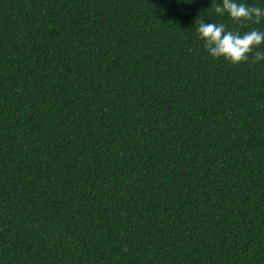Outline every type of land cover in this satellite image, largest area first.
I'll use <instances>...</instances> for the list:
<instances>
[{
    "label": "trees",
    "instance_id": "16d2710c",
    "mask_svg": "<svg viewBox=\"0 0 264 264\" xmlns=\"http://www.w3.org/2000/svg\"><path fill=\"white\" fill-rule=\"evenodd\" d=\"M189 2L0 0V264H264V60L195 20L264 21Z\"/></svg>",
    "mask_w": 264,
    "mask_h": 264
},
{
    "label": "clouds",
    "instance_id": "9594fccd",
    "mask_svg": "<svg viewBox=\"0 0 264 264\" xmlns=\"http://www.w3.org/2000/svg\"><path fill=\"white\" fill-rule=\"evenodd\" d=\"M211 8L220 16L227 14L233 23L241 26L246 23L258 25L264 21V8L238 0H222V3L211 0ZM195 26L198 38L213 58H224L233 65L247 62L250 57L253 64L264 60V51L257 50L264 45V30L251 28L240 33L229 30L223 22L206 23L199 18L195 20Z\"/></svg>",
    "mask_w": 264,
    "mask_h": 264
}]
</instances>
